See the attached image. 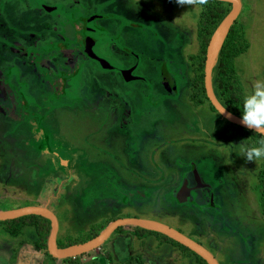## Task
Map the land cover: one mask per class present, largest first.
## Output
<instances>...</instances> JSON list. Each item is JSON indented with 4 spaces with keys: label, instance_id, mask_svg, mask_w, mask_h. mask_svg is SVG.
<instances>
[{
    "label": "rangeland",
    "instance_id": "1",
    "mask_svg": "<svg viewBox=\"0 0 264 264\" xmlns=\"http://www.w3.org/2000/svg\"><path fill=\"white\" fill-rule=\"evenodd\" d=\"M77 1L6 0L5 3L7 5L4 6V12L0 20L5 22V26L26 29L36 27L42 24V20L52 18L56 15L55 12L57 10L61 16L72 18L70 12L74 10L89 15L92 12H104L106 11L105 9H108L112 14V18L108 23L116 26L113 28L114 32L120 33L123 30V38L114 37L113 35L115 34H110L111 32L108 29L91 34L98 40L97 52L115 66L134 62L135 56L131 57L125 54L123 45L124 39H132V32H129L123 26L121 27L122 18L117 14L124 9L122 8L123 4L121 2L112 4L111 0ZM146 1L149 2L143 0L141 1L140 8H137V10L142 11L146 19L150 18L151 14H154L158 19L164 21L167 28L172 29L175 26L173 30L179 28L185 30L188 34V40L185 41V45L182 47V56L172 55L174 60L168 64L170 70L175 71L177 68L182 70V65L185 64L187 66V63L190 64L192 62L194 65L195 59L199 60L200 57L202 59L208 41L220 23L218 22L211 32L207 28L203 29L201 26V11L210 2L206 0H180L179 3L177 0L168 2L164 0ZM150 2L155 5L148 4ZM241 2L240 11L223 42L231 43L232 40L234 45L235 43H239L238 32H242L246 41L245 49L241 50L231 60L234 67V75L238 82L236 87H239L240 93L243 96L242 100H244V97L253 90L256 80L264 79V0H241ZM132 3L133 0H127V10L131 11V9L133 10L138 6ZM41 4L56 6L57 8L52 11L41 12V7H39ZM221 7L225 10V15L231 9V5L226 1H221ZM166 14L171 16H166ZM141 16L138 17L141 18ZM9 29L7 27L0 28L1 40H3L1 37L2 33L8 32ZM202 34L207 36L205 43L201 41ZM171 35L168 42L164 43L169 50L165 48L164 51L162 43L154 35L141 37V42H144L143 51L145 53L137 51L135 54L138 53L140 55L139 73L147 76V80H134L130 84H125L118 77L115 84L120 85L118 88L125 95L128 94L126 99L133 105L138 115L141 116V130H143L144 125H146L147 129L150 128L152 121H160L159 128L164 126L163 131L167 133V137L165 138L171 139L174 148H183V145L181 144V139L174 140L179 137L181 126L177 127L173 122H178V124L179 122H184L183 125L187 129L195 130V127H192L194 124L188 121L191 116L199 117L200 123L204 128L202 135H204L205 139H218L219 135H217V132L220 133L222 141L228 139L230 137V131L227 129V126H230L229 123L207 101H205V104H201L200 107H190L189 92H185L183 93L182 100L185 106L188 107L184 108V106L175 100V95L168 96L167 89L162 86L161 79L157 76L158 70L155 71V68L159 64L158 62L163 60V58L158 57H164L166 51H173L172 48L177 47L180 43L173 33ZM197 54L200 57L194 58ZM217 61L218 57L213 64V75L216 73L215 67ZM97 65L94 61H89L88 63L93 87L87 94L89 97L101 89L99 84H96V87L94 86V82L96 81L94 73L99 77L103 74V71ZM199 73H202V71ZM196 82L200 84L202 83V79L199 78ZM181 83H183V79H181ZM175 105L179 107V110L184 111L182 115H187L189 118L184 120L181 117L176 118V114L173 113V109H176ZM69 108L68 104L63 105V107L55 111L56 115L58 117L61 115L59 119L65 121L68 124V128L75 132V139H71L74 146L88 148L90 153L84 152L85 154L82 155L65 147H60L57 151L61 155L59 162L56 160V164H40V171L37 169L32 175L30 172H27L30 169L28 165L31 166L34 163V166L38 168L37 162L40 156L35 153L34 149L24 144L25 137L17 138V136H21L20 133L23 130V126H20L16 122L11 123L9 119L0 121V210L26 205L46 206L57 217L58 230L56 241L59 247L86 241L101 227L112 221V219L139 216L141 218L158 220L176 227L181 232L196 239L205 237L207 240L208 233H212L216 237V241L215 246L209 245V250L220 264H254L253 256L258 250L257 247H262V253H264V224L255 215V212L258 211L257 214L260 212L255 205L259 193L257 190L245 189L243 185L247 184V178H242L240 182L242 193L245 194L239 191L234 194L230 193L225 200L223 198V202L224 208H227L228 213L238 218L248 216L249 219H252L250 226L253 229H258L256 233L259 237L256 241L250 240V242L247 238L248 243L251 244L252 251L247 250L249 249L248 243L244 242L243 238L240 239L236 234L231 235L225 231H220L218 222L217 226L214 220H212L214 224H210L207 222V219L201 221V218H197L192 211L190 202L184 204L185 208L178 207L177 202L174 201L175 198L170 195V188L165 187L167 175H165V179L161 180L162 183L159 184L157 190H155L154 186L152 188L149 187L152 195L150 201L140 196L139 198L136 197L137 193L135 190L133 188L126 189L121 178V176L125 175L120 166L121 162H124L125 159L123 155L124 148L122 147L124 141L121 135L116 136L117 134L114 132H121L122 128L115 125L111 129L114 137V147L105 145L102 148L101 145L96 143V138L102 137L103 134L99 128V124L94 123L90 118H79V120H76L77 126L72 127V123L65 116L63 117V113ZM161 122L168 123L163 124ZM91 132H94V134L92 137H88V133ZM143 132H141V136ZM246 132L250 131L246 130ZM232 133L231 131V135ZM139 136L140 134L137 132L136 137L130 141L133 147L136 146L135 142L138 141ZM108 137H110V134ZM94 143H96V147H94ZM69 145L72 146L70 143ZM50 148H54L53 145ZM74 149L78 150L75 147ZM68 151L72 154H69ZM78 151L80 152V150ZM19 152L22 155V160L15 157ZM73 154L74 156L72 157ZM147 154V152L142 151L141 155H139L142 162H145V160L149 161ZM169 157H173V154ZM155 158H160V149L156 153ZM66 160L69 161L67 165L63 163ZM24 163L26 164L23 165ZM258 163L259 161L256 159L252 161V164L257 165ZM196 164L202 175H205L206 180H212L213 182L210 183H216L217 179L214 176L217 173L216 168L209 157L197 160ZM57 167L58 169H55ZM21 169L26 170L21 171ZM67 169L72 172L75 178L65 180L62 183V189L65 193H60L57 196L53 195L48 201L43 191L44 188H47L45 184L47 179L45 180L44 175L51 174L52 176H50L54 178L53 175H59L58 172H64ZM218 174L220 176L219 171ZM129 191L132 194L128 196L127 193ZM254 191L257 193L255 196L253 194ZM158 196L161 197L160 200H156ZM251 201L253 204L250 206ZM198 204L204 206V203ZM213 209V206L207 208L211 213L210 215L214 213ZM261 217H264V214L261 213ZM231 221L233 222L234 220L231 219ZM9 226H19L18 232L11 230V233L9 232L10 234L8 235L6 229ZM134 231L139 230L133 225H122L116 228L99 247L76 257L55 258L47 251L45 238L47 232L38 237V235H35L37 231L34 229V226L24 225L22 221L21 223L7 222V220L0 221V264H197L192 256H182L185 252L179 244L173 243L163 236L150 231L142 232L139 235L134 233ZM37 240H39V244ZM203 243L206 244L205 242ZM137 252H140L142 255L138 262L136 261L137 259L135 260V257L128 260L131 254ZM250 259L252 260L251 262H246V260ZM256 264H264V256Z\"/></svg>",
    "mask_w": 264,
    "mask_h": 264
},
{
    "label": "flooded vegetation",
    "instance_id": "2",
    "mask_svg": "<svg viewBox=\"0 0 264 264\" xmlns=\"http://www.w3.org/2000/svg\"><path fill=\"white\" fill-rule=\"evenodd\" d=\"M5 1L6 0H0V17L4 12V6L7 5ZM141 1L143 0H133L134 5L138 6L129 11L126 8L127 0H111L112 4L115 2H121V4H123L122 8L124 9L117 13L120 15V18H122L121 27L123 26L129 32H132L131 40H123L125 51L132 53L139 51L145 53L143 51L144 42H141V37H147L148 35H154L155 38L162 43L164 51L165 48L168 49L164 43L168 42L169 36H172L171 34L173 33L176 37L173 36L180 43L177 47L172 48L173 51H166L164 57H157L163 58L161 61L164 62L175 84L171 85L165 77L161 76L162 86L167 89V95H175V100L178 101L180 105L184 106V108L188 107L185 106L182 100L183 93L185 92H189L188 99L191 103L190 107H200L201 104H205V101H207L205 99L207 95L204 85L206 50L204 51L203 57L202 84L196 82L199 79L198 73L200 72L201 63L199 54L194 56V58L200 57L199 60L195 59L194 65L193 62L190 64L187 63V66L185 64L182 65V70L177 68V70L171 71L168 64L174 60L172 55L178 57L182 56V47L185 45V41L188 40V34L185 30L179 28L173 30L175 26L172 29L167 28L164 21L158 19L154 14H151V17L146 19L142 11L137 10V8H140ZM77 2H79V0ZM145 2L149 1L145 0ZM148 4L153 5L154 3L150 2ZM229 4L231 5V3ZM40 10L41 12H47L43 8H40ZM105 10L104 12H92L89 13V15L74 10L70 12L72 18L61 16L57 10L55 12L56 15L52 18L42 20V24L26 29L22 27L5 26V22L0 20V28H10L8 32L2 33L1 37L3 40L0 39V121L9 119L11 123L16 122L19 123L20 126H23V130L20 133L21 136H17V138L25 137L24 144L34 149L35 153L40 156L38 158V164H41L39 161L44 157L45 158L42 159L44 163L48 164L53 160L55 163L52 164H56L57 157L51 154V145L55 148L54 151H58L60 147H65L82 155L85 154L84 152L87 154L90 153L88 148L74 146L71 141V139L74 138L70 136V132L73 130L69 129L67 126L68 124L59 119L61 115L58 117L55 112L58 108L63 106H55L50 102L60 98L64 94L69 80L90 59L88 54L89 48L98 55V40L91 34L108 29L111 32L110 34H115L113 35L114 37L123 38V30L120 31V33L114 32L113 28L116 26L108 23L112 18V14L108 9ZM138 16H141V18ZM166 16L171 15L166 14ZM205 36V34H202L201 41H204ZM217 57L218 55L216 58ZM189 76H191V78H189ZM215 76L216 75H213L212 71V88L215 96L224 106L216 93V91L218 92L220 90L221 84L214 82L217 80ZM181 79H183V83H181ZM236 86L237 83L232 84L231 88L235 89ZM100 87L101 89L94 92L91 97L87 94L77 97L73 104L68 105L70 108L66 109L65 113H63V117L65 116V118L72 123V127L77 126L76 120H79V118H90L94 123H98L103 134L102 137L96 138V143L101 145L102 148L105 145L114 147V137L111 129H113L115 125L122 128L121 132L115 131L114 133L117 134L116 136L121 135L124 141L122 147L124 148L123 155L125 159L124 162H121L122 165L120 164V166L123 170L121 171L125 173L121 178L126 189L133 188L137 193L136 197L139 198L140 196L150 201L152 195L149 187L152 188V186H154L155 190H157L159 184L162 183L161 180L165 179L164 177L167 175L165 180L167 184L165 187L170 188V195L175 198L174 201L177 202L178 207L185 208L184 204L190 202L193 213H195L197 218H201V221L207 219L208 223L214 224L212 221L214 220L216 221V225L218 222L220 231H225L231 235L236 234L240 239L243 238L246 243H248V240L254 242L258 239L259 235L256 233L258 229H253V227L250 226L252 219H249L248 216L238 218L228 213L227 208H224L223 198L225 200L230 193L234 194L238 191L242 193L240 182L242 178H247V184L243 186L246 190L258 191L259 196L257 197L255 205L260 212L258 214V211L255 212V215L261 220L262 224H264V217H261V213L264 214V157L256 159L259 163L255 165L252 164V161H248L242 154V149L246 147H260V141L264 140V135L226 120L230 125L227 126V129L230 131V137L228 139L222 141L219 132H217V135H219L218 139H205L204 135H202L204 128L200 123L199 117L196 118L195 116H191V118H189L187 115H182L184 111L179 110V107L175 105L176 109H173L172 106L170 107L173 109V113L176 114V118L181 117L182 120L189 118L188 121L194 124L192 127H195V130L187 129L183 125L184 122H179V124L178 122H173L177 127L181 126L179 137L174 140L181 139V144L183 145V148H174L171 139L165 138L167 137V133L163 131L164 126L159 128L158 125L160 121H152L150 123V128L147 129L146 125H144L143 130H141V116L138 115L133 105L125 97L117 94L111 87ZM240 97H243L242 94H240ZM207 102L215 109L209 100ZM232 113L239 117L241 116V114ZM144 115H146V113H144ZM161 123L165 124L168 122ZM245 129L250 132H246ZM142 131L144 132L141 136ZM231 131L233 132L232 135ZM137 132H139L140 136L138 141L135 142L136 146L133 147L130 141L136 137ZM93 134L94 132L88 133V137H92ZM109 134L110 137H108ZM1 136L5 137L6 135ZM184 141L186 143H182ZM69 143L80 150V152L78 150L76 151ZM96 143H94V147H96ZM147 147L149 148L146 149ZM159 149L161 159L155 158ZM142 151L148 153L147 156L149 161L145 160V162H142L139 156ZM171 154H173V157H169ZM15 157L22 160L20 152L15 155ZM207 157H209L215 165L217 172L214 175L215 179H217L216 183H210L213 181L206 180L204 177L205 175L203 176L197 168L200 179L198 184L203 185L202 188L199 189L196 187L197 182L192 177V180H189L190 183H188V187H193L190 190V195L185 203H179L177 197L173 194V190L183 181L185 176H192L193 165L197 167V160L202 158L206 159ZM25 164L26 163L23 165ZM33 164L31 166L28 165L29 168L33 167ZM127 194L129 196L132 192L129 191ZM253 194L254 196L257 195L255 191ZM209 198L213 201V204L210 205L214 207V213L212 215H210L211 213L207 210L209 205L206 204V201ZM158 199L160 200L161 197L158 196L156 200ZM198 203H204V206ZM126 204L129 205L128 203ZM252 204L253 202L251 201L250 205ZM186 208L189 209L188 207ZM231 219L234 221L232 222ZM149 231L158 234L156 231L148 230V232ZM6 232L9 235L11 230L7 228ZM134 233L137 235L142 234L140 230L134 231ZM186 235L201 243L208 250L209 245L215 246L216 237H214L212 233H208L207 240L205 237H202V235L200 239H196L188 234ZM247 245L249 248L247 250L252 251L251 244L248 243ZM257 248L258 250L253 256L254 264L259 263L264 256V253H262L263 248ZM184 252V255H182L183 257H191L187 255L186 251ZM141 256L140 252H137L131 254L128 260L135 257V260L137 259L136 261L138 262ZM192 257L195 263L201 264L194 256ZM248 261L251 262L252 260H246V262Z\"/></svg>",
    "mask_w": 264,
    "mask_h": 264
},
{
    "label": "water",
    "instance_id": "3",
    "mask_svg": "<svg viewBox=\"0 0 264 264\" xmlns=\"http://www.w3.org/2000/svg\"><path fill=\"white\" fill-rule=\"evenodd\" d=\"M226 1L231 3V9L228 13L223 17L220 23L217 25L215 30L213 31L207 47H206V56L204 62V85L206 90V95L212 106L216 109V111L220 114L222 111L226 110V112L231 113V118H226V115L220 114L226 120L243 126L240 123V117L233 114L227 108H225L217 99L214 94L212 88V71H213V58H212V51L218 45L220 51L224 38L226 37L231 25L233 24L236 16L238 15L240 8H241V0H220ZM39 7L45 9L46 11L55 10L56 6H49L41 4ZM89 37V36H88ZM90 59L88 62L84 64V66L69 80V84L64 92V94L54 101L50 103L55 106H63L65 104H71L77 97L84 96L88 94L92 90V83H91V71L88 68L89 61H94L97 63V67L103 71L101 77L96 75L94 82V86L99 84L100 86H109L115 90L117 94L123 97H127L115 81L118 80V77L125 82V84H130L134 82V80H147V76L141 75L139 73V57L140 55L126 52L125 54L130 55L131 57L135 56L134 62L130 64H123L122 66H115L111 63L107 58L97 55L91 48L88 51ZM158 66L155 68V71L158 70V77L160 78L165 77L167 81L174 85V80L172 76L169 74L165 64L163 61L158 62ZM154 71V72H155ZM93 75V76H94ZM79 79V80H77ZM98 79V80H97ZM120 83V82H119ZM244 127V126H243ZM262 135H264V129L257 130L252 129ZM193 172L192 176H185L183 181L173 190V194L177 197L179 203H185L190 195V190L193 187H188L189 180H192V177L197 182V188H202L203 185L198 184L200 181L198 176L197 167L193 165ZM209 191V190H208ZM207 205H212V199H208L206 201ZM41 215L49 219L50 221V231L47 238V251L48 253L55 258H68V257H76L82 253L88 252L96 247H99L107 238L108 236L118 227L122 225H134L139 226L141 228L156 231L166 235L167 237L177 241L178 243L186 246L200 257H202L208 264H219L213 253L208 250L205 246L201 243L197 242L196 240L192 239L191 237L187 236L186 234L182 233L178 229L163 223L158 220L148 219V218H141V217H119L115 218L111 222H109L97 235L93 236L86 241L75 243L72 245H68L65 247H59L56 241V234L58 230V221L57 217L46 206H38V205H26L22 207H17L13 209L7 210H0V221L5 220H12L26 215Z\"/></svg>",
    "mask_w": 264,
    "mask_h": 264
},
{
    "label": "trees",
    "instance_id": "4",
    "mask_svg": "<svg viewBox=\"0 0 264 264\" xmlns=\"http://www.w3.org/2000/svg\"><path fill=\"white\" fill-rule=\"evenodd\" d=\"M167 2L170 0H166ZM209 1L210 3L208 5H206L205 8L202 9V18H201V26L203 28H207V30L209 32H211L212 30H214V28L216 27V24L218 22H220V19L223 18V15H225V10L221 7V1L220 0H206ZM238 39L240 40L239 43H233V41L231 40V43L228 42H223L222 47L219 51L218 54V61H217V65L215 67V78L217 77V80H215V83H220V90L216 93L219 96L220 101L224 104L225 107H227L229 110H231L232 112L236 113V114H241L242 112V107H243V97H240V89L239 87L233 89L231 88L232 84H235L236 81V77H235V72L233 70V63H232V59L238 55V53L242 50L245 49L246 47V41L244 39V37L242 36V32H238ZM207 41V36L204 37V43ZM204 55L202 56L201 59V63H200V71H202V73H198V77L200 79H202L203 77V58ZM202 84V83H201ZM238 84V82H237ZM205 99L208 101L207 97H205ZM246 130V129H245ZM262 189V188H261ZM264 197V194H263ZM22 224L24 223V225H30V226H34V229L37 231L36 235H38V237L42 234H44V232H47L45 238H46V243H47V238H48V234L50 231V221L48 218L41 216V215H27V216H23V217H19L16 219H12V220H7V222H19ZM20 226V225H19ZM19 226H9L8 229L14 231H17L19 229ZM106 226V225H105ZM105 226L101 227L97 232H95L91 238L95 235L98 234V232L104 228ZM135 228L139 229L141 232H147V229L141 228V227H136ZM18 232V231H17ZM159 235L163 236L164 238L172 241L173 243L179 244V246L187 252V255L189 256H194L195 259L199 262H201V264H208L206 263V261L200 257L198 254H196L195 252H193L192 250H190L189 248H187L186 246L178 243L177 241L167 237L164 234H161L159 232H157ZM90 239V238H89ZM38 244H39V240H37ZM66 246V245H65ZM63 246V247H65Z\"/></svg>",
    "mask_w": 264,
    "mask_h": 264
},
{
    "label": "clouds",
    "instance_id": "5",
    "mask_svg": "<svg viewBox=\"0 0 264 264\" xmlns=\"http://www.w3.org/2000/svg\"><path fill=\"white\" fill-rule=\"evenodd\" d=\"M220 114L226 115V118H231L232 115L226 110ZM240 123L248 129H264V79H257L251 93L244 97ZM260 144V147L242 149V154L248 161L264 157V140H261Z\"/></svg>",
    "mask_w": 264,
    "mask_h": 264
},
{
    "label": "crops",
    "instance_id": "6",
    "mask_svg": "<svg viewBox=\"0 0 264 264\" xmlns=\"http://www.w3.org/2000/svg\"><path fill=\"white\" fill-rule=\"evenodd\" d=\"M71 134H70V136L72 137V138H74L75 139V134H74V132L72 131V132H70ZM54 149L55 148H50V151H51V154H54L56 157H57V160H58V162H59V159H61L60 158V154H58V152L57 151H54ZM69 152V151H68ZM69 154H72V153H70L69 152ZM46 157H49L48 155H45ZM74 156V154L72 155V157ZM45 158V157H44ZM44 158H42V159H44ZM75 158V157H74ZM41 159V161H39V163H41V164H46V163H44V160H42ZM55 161V160H54ZM69 161H70V159H69ZM68 160H66V161H63V163L64 164H68V162H69ZM74 161V160H73ZM51 163H55V162H53V160H51ZM38 164V163H37ZM39 167H40V164H38V168L37 167H35L34 166V164H33V167L32 168H30L29 170H27V172L29 173H31V175L33 174V173H35L36 171H37V169L40 171V169H39ZM55 169H58V167L57 168H55ZM26 169H21V171H25ZM68 170V169H67ZM67 170H64V172H58V174L59 175H53L54 176V178H52L51 176V174H49V175H47V176H45L44 175V178H45V180L47 179V182H45V184H46V187L47 188H44V189H46V190H44L43 189V191L45 192V197H47L46 199H48V201H49V198H51V196H57V195H59L60 193H65V191H63V189H62V187H63V185H62V183L63 182H65V180H67V179H70V180H72V179H74L75 177H74V175H72V172L71 171H67ZM63 171V170H62ZM43 173V172H42ZM51 175V176H50ZM41 176V175H40ZM64 179V180H63ZM251 206V205H250ZM235 217V216H234Z\"/></svg>",
    "mask_w": 264,
    "mask_h": 264
},
{
    "label": "bare ground",
    "instance_id": "7",
    "mask_svg": "<svg viewBox=\"0 0 264 264\" xmlns=\"http://www.w3.org/2000/svg\"><path fill=\"white\" fill-rule=\"evenodd\" d=\"M218 49H219V46L217 45L216 47H215V49L212 51V58H213V62H215V59H216V56L218 55Z\"/></svg>",
    "mask_w": 264,
    "mask_h": 264
}]
</instances>
